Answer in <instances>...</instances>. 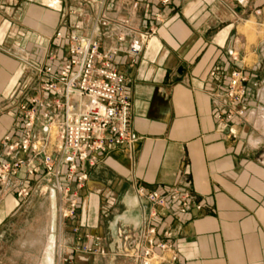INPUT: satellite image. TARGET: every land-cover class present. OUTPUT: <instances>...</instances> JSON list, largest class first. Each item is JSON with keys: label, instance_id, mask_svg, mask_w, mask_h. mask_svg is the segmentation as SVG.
I'll return each mask as SVG.
<instances>
[{"label": "crops", "instance_id": "1", "mask_svg": "<svg viewBox=\"0 0 264 264\" xmlns=\"http://www.w3.org/2000/svg\"><path fill=\"white\" fill-rule=\"evenodd\" d=\"M248 1L0 0V161L12 160L4 138L24 136L16 97L53 98L42 92L36 68H60L67 41L57 47L53 38L77 22L104 52L119 50L114 66L127 78L136 138L98 156L74 218L60 214L64 164L59 186L43 170L29 176L24 168L0 185V264H137L121 252L116 230H137L153 212L137 195L141 187L187 193L206 208L180 213L179 202H169L158 210L157 239L172 249L165 258L264 264V124L257 120L264 114V39L255 0ZM151 29L133 63L118 38L136 42ZM237 69L249 78L247 111L229 119L226 89ZM22 187L31 189L25 202L17 198ZM81 244L104 253L77 251Z\"/></svg>", "mask_w": 264, "mask_h": 264}, {"label": "built area", "instance_id": "2", "mask_svg": "<svg viewBox=\"0 0 264 264\" xmlns=\"http://www.w3.org/2000/svg\"><path fill=\"white\" fill-rule=\"evenodd\" d=\"M171 1L159 0L162 6H167ZM237 1L245 5L249 3L248 0ZM255 3L261 17L257 26L264 39V0H255ZM99 22L104 28L109 25L105 15L100 16ZM82 28V23L77 22L66 35L62 32L55 34V46L60 47L63 40L67 41L66 60L57 71L52 65L36 68L42 78V92L52 94L53 98L43 101L34 97L24 101L21 94L16 97L19 100L18 109L23 114L24 136L21 139H13L12 136L4 138L2 148L12 160L0 161V185L6 184L11 176L24 168L29 176H35L43 170L45 176L54 178L59 186L60 167L66 165L68 186L62 189L63 204L60 209L64 220L76 216L79 190L88 182V169L95 166L98 156L109 145L130 146L136 142L131 133L132 99L127 90V78L114 66L119 50L104 52L97 40L80 33ZM154 34L151 29L140 34L139 41L128 42L124 37H119L118 41L135 63ZM231 58L233 62H238L237 55L231 54ZM248 80V76L240 69L231 72L226 89L231 105L227 118L235 114L240 117L245 115ZM38 121L40 131L36 129ZM54 129L57 130L56 135ZM50 147L54 150H50ZM30 195L31 189L22 187L18 190L17 198L25 202ZM137 195L151 204L154 210L137 230L126 226L117 228L121 252L137 264H175L176 254L165 258V253L172 249L167 243L158 241L153 219L157 217L158 210L169 202H179L180 213L192 208L206 211V208L194 204L189 194L178 191L161 193L141 187ZM77 230L72 228L73 232ZM77 251L104 253L97 245L85 244L77 246Z\"/></svg>", "mask_w": 264, "mask_h": 264}, {"label": "rangeland", "instance_id": "3", "mask_svg": "<svg viewBox=\"0 0 264 264\" xmlns=\"http://www.w3.org/2000/svg\"><path fill=\"white\" fill-rule=\"evenodd\" d=\"M249 81V80H248ZM244 105H245V101H244ZM257 120L259 121H261L262 122V124L264 123V114H261L260 116H259V118H257ZM260 122V123H261ZM54 134L56 135L57 134V130L56 129H54Z\"/></svg>", "mask_w": 264, "mask_h": 264}, {"label": "bare ground", "instance_id": "4", "mask_svg": "<svg viewBox=\"0 0 264 264\" xmlns=\"http://www.w3.org/2000/svg\"><path fill=\"white\" fill-rule=\"evenodd\" d=\"M264 121V120H263ZM264 124V123H263Z\"/></svg>", "mask_w": 264, "mask_h": 264}]
</instances>
